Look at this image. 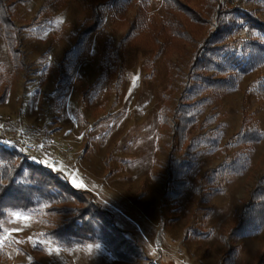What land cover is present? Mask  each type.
Returning <instances> with one entry per match:
<instances>
[{
  "label": "rangeland",
  "instance_id": "374dc122",
  "mask_svg": "<svg viewBox=\"0 0 264 264\" xmlns=\"http://www.w3.org/2000/svg\"><path fill=\"white\" fill-rule=\"evenodd\" d=\"M7 2L14 3L25 66L14 69L0 28V62H6L13 73L9 93L0 100V141L21 140L27 153L60 172L72 187L91 192L118 228L116 247L121 253L118 256L102 241L54 243L45 233L64 219L46 209L36 214L10 211L2 222L0 264H264V227L229 235L264 172V91L259 86L264 81V62L243 75L236 88L205 106L201 120L215 114L218 120L203 129L198 125L192 134L206 135L219 123L223 140L213 153L199 146V167L182 195L175 197L167 186L165 163L173 151L181 154L173 150L177 140L171 124L192 84L188 65L195 44L173 40L152 67L145 59L156 52L147 49L149 44L132 43L105 69L101 59L106 41L111 37L118 42L127 30L121 26L125 23H113L94 35L88 55L65 84L68 69L62 67L63 56L74 45L71 33L84 17L82 0L56 3L44 14L48 25L40 31L23 26L45 0ZM147 2L162 14L161 0ZM189 2L199 6L197 1ZM219 2L228 10L238 3L240 10L264 21V0ZM213 4L217 7L218 1ZM135 13L133 3L127 16ZM205 20L197 24L184 19L194 39L208 34ZM120 67L124 82L118 92L114 83ZM208 94L206 89L197 92L195 100ZM246 118L259 125L262 139L233 149L223 147ZM5 122L18 125L6 131ZM236 152L249 158L247 169L228 175L220 191L210 190L204 177L207 170Z\"/></svg>",
  "mask_w": 264,
  "mask_h": 264
},
{
  "label": "trees",
  "instance_id": "16d2710c",
  "mask_svg": "<svg viewBox=\"0 0 264 264\" xmlns=\"http://www.w3.org/2000/svg\"><path fill=\"white\" fill-rule=\"evenodd\" d=\"M62 1L64 0H45L43 6L23 28L36 31L46 28L48 20L44 14ZM161 1L162 14L151 10L147 0H82L84 17L79 21L77 30L71 33L74 45L63 56L62 67L66 66L68 69L63 83H69L79 62L88 55L87 48L94 35L104 33L105 27H112L113 23H125L121 26H126L127 30L118 42L111 41V37L106 41V52L101 59L105 69L116 59H120L123 53L121 50L125 52L132 43L144 47L149 44L147 49L156 52L151 59H145L152 67L173 40L194 43L195 49L188 65L189 80L192 84L185 94L186 97H182L177 108V118L171 124V133L177 140L173 150H180L181 154L175 155L173 151L165 163L168 173L167 186L172 193L170 195L180 197L193 172L199 167V146L213 153L223 140L219 123L209 128L206 135L192 134L198 125L199 129H203L205 125L218 120L216 114L201 120L205 106L236 88L243 75L264 62V21L253 12L240 10L238 3H234L233 10H228L223 9L219 0H206L204 4L202 0H192L199 2L197 8L192 6L190 0ZM214 1H218L217 7L213 4ZM133 3L136 13L130 18L127 14ZM204 17L210 29L205 37L196 40L186 27L184 19L202 24ZM0 28L14 69H21L25 66V61L19 47V28L14 18V3L7 0H0ZM167 36L171 41L166 39ZM110 47L109 52L107 50ZM112 67L117 66L114 64ZM9 68L6 62H0V100L7 97L11 86L13 73ZM116 74L114 87L119 92L124 82L123 69L120 67ZM102 77L105 81L108 80L107 74ZM259 86L264 91V81ZM204 89L209 94L195 100V94ZM17 125L5 122V129L14 131ZM262 134L259 125L246 118L238 132L228 139L223 147L233 149L248 145L261 140ZM1 138L5 139L3 136ZM24 149L25 145L19 139L8 144L0 141V240L3 233L2 222L7 219L10 211L36 214L46 209L64 219L63 223L45 233L54 243L84 245L102 241L108 244L115 254L121 253L116 247L115 235L119 234L118 228L108 220L109 211L91 192L72 187L60 172L45 165L39 157L27 153ZM248 162L249 158L245 153L236 152L216 167L208 169L204 177L208 180L209 189L220 191L227 176L245 171ZM74 201L80 203L78 207L70 205ZM103 216L107 219L103 220ZM234 222L229 229L230 236L264 227V172ZM2 253L0 241V254Z\"/></svg>",
  "mask_w": 264,
  "mask_h": 264
},
{
  "label": "built area",
  "instance_id": "2783aa9c",
  "mask_svg": "<svg viewBox=\"0 0 264 264\" xmlns=\"http://www.w3.org/2000/svg\"><path fill=\"white\" fill-rule=\"evenodd\" d=\"M31 149H32V150H34V148H33V147H32Z\"/></svg>",
  "mask_w": 264,
  "mask_h": 264
}]
</instances>
